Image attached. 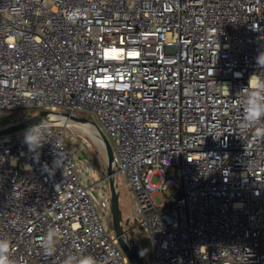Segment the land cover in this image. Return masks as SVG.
Returning <instances> with one entry per match:
<instances>
[{
	"label": "built area",
	"instance_id": "2783aa9c",
	"mask_svg": "<svg viewBox=\"0 0 264 264\" xmlns=\"http://www.w3.org/2000/svg\"><path fill=\"white\" fill-rule=\"evenodd\" d=\"M261 53L264 0H0V114L94 121L152 264H264V137L242 126ZM58 117L36 151L29 128L0 135V238L15 264H129L63 141L65 127L93 124Z\"/></svg>",
	"mask_w": 264,
	"mask_h": 264
},
{
	"label": "rangeland",
	"instance_id": "374dc122",
	"mask_svg": "<svg viewBox=\"0 0 264 264\" xmlns=\"http://www.w3.org/2000/svg\"><path fill=\"white\" fill-rule=\"evenodd\" d=\"M38 110L39 109L32 107H20L2 112V114H0V126L23 119V116L32 114ZM81 114H86V112L82 111ZM91 118L94 120L93 117ZM65 132L66 134L63 137V141L71 147V151L76 156L81 177L83 179L86 178L87 183L92 185L96 209L103 215L107 225L112 230L108 181L107 179L101 180L105 176L106 171V159L103 150L91 137L89 132L81 130V126L80 129L67 126L65 127ZM115 181L117 183L121 215L123 219H129V224L124 225V227H132L134 241L139 245L144 261L148 264H152L151 246L149 241L145 234L143 233L140 235L135 227V221L133 218L134 200L129 182L121 173L115 175ZM150 182L158 184V177L152 175ZM164 193L169 195L173 193V191L167 188L164 190ZM153 197L157 204H162L163 200L159 192H155Z\"/></svg>",
	"mask_w": 264,
	"mask_h": 264
},
{
	"label": "clouds",
	"instance_id": "9594fccd",
	"mask_svg": "<svg viewBox=\"0 0 264 264\" xmlns=\"http://www.w3.org/2000/svg\"><path fill=\"white\" fill-rule=\"evenodd\" d=\"M258 65L264 67V53L257 57ZM249 87L243 89L244 99L243 105V123L245 128H254L257 137H264V75H256L250 77ZM260 125V126H258ZM43 123L34 125L27 129L24 134V143L30 151H36L43 147L45 142V133L42 129ZM59 239V229L49 227L44 236L40 238V246L46 255H53L56 252V244ZM13 244L8 239L0 238V264H15L11 258ZM63 264H97L96 258L90 254L83 253L68 254Z\"/></svg>",
	"mask_w": 264,
	"mask_h": 264
},
{
	"label": "water",
	"instance_id": "95a60500",
	"mask_svg": "<svg viewBox=\"0 0 264 264\" xmlns=\"http://www.w3.org/2000/svg\"><path fill=\"white\" fill-rule=\"evenodd\" d=\"M58 116H66L73 121L81 123L91 122L93 126H95L98 138L100 140V147H102L106 159L105 177L108 181L109 187V209L111 213L112 230L116 236L118 245L125 254L129 264H148L144 261L139 245L134 241L133 230L129 226L128 228L124 227V225L129 224V219H123L119 207L118 189L117 183L115 181V170L113 166L112 145L100 127L94 121H91L84 116L70 115L64 111L39 109L37 112L30 114L26 118L0 126V135L30 128L41 123H59L61 119Z\"/></svg>",
	"mask_w": 264,
	"mask_h": 264
},
{
	"label": "bare ground",
	"instance_id": "6f19581e",
	"mask_svg": "<svg viewBox=\"0 0 264 264\" xmlns=\"http://www.w3.org/2000/svg\"><path fill=\"white\" fill-rule=\"evenodd\" d=\"M80 126H81L82 131L89 132L91 134V137L98 143L99 146H101L95 126H93L91 124H81Z\"/></svg>",
	"mask_w": 264,
	"mask_h": 264
},
{
	"label": "trees",
	"instance_id": "16d2710c",
	"mask_svg": "<svg viewBox=\"0 0 264 264\" xmlns=\"http://www.w3.org/2000/svg\"><path fill=\"white\" fill-rule=\"evenodd\" d=\"M35 113V112H34ZM30 114H27V115H25V116H23V118H26L27 116H29Z\"/></svg>",
	"mask_w": 264,
	"mask_h": 264
}]
</instances>
